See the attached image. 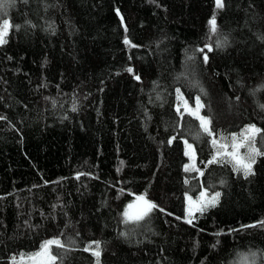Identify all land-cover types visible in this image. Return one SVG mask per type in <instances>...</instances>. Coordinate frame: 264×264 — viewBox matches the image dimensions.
<instances>
[{
  "label": "trees",
  "instance_id": "trees-1",
  "mask_svg": "<svg viewBox=\"0 0 264 264\" xmlns=\"http://www.w3.org/2000/svg\"><path fill=\"white\" fill-rule=\"evenodd\" d=\"M224 3L11 0L0 10L12 25L0 45V264L53 237L65 245L52 248L56 264H96L84 250L94 241L99 264H241L252 253L264 264V157L248 177L208 163L213 137L264 129V0ZM196 97L213 136L184 111ZM255 146L264 152L259 136ZM193 163L203 175L184 170ZM205 189L219 202L187 218V195ZM139 196L159 207L124 223Z\"/></svg>",
  "mask_w": 264,
  "mask_h": 264
},
{
  "label": "snow or ice",
  "instance_id": "snow-or-ice-1",
  "mask_svg": "<svg viewBox=\"0 0 264 264\" xmlns=\"http://www.w3.org/2000/svg\"><path fill=\"white\" fill-rule=\"evenodd\" d=\"M11 0H0V10H6ZM215 7L217 9H222L225 7L224 0H214ZM117 13L119 14V9H117ZM120 19L123 20V16H120ZM210 31L212 33L217 32V22L216 16L213 15L209 21ZM18 27V26H17ZM12 29V25L8 19H3L2 23H0V45L6 43V37L8 36L10 30ZM125 31H127L125 25ZM124 43L126 45H131V41L128 40L127 37L124 39ZM226 43V41H225ZM135 47V45H131ZM217 47H222L221 43H217ZM205 48L208 52L212 51V45L206 44ZM201 53H203V61L207 63L208 55L205 52V49H199ZM128 72H133L132 68L127 69ZM137 80L140 77L137 75L135 77ZM177 93H179V89H177ZM184 111L187 112L189 115L195 117L199 121V127L203 130V132L209 136H213L211 130V119L208 116H203L200 114L201 109L204 105L200 102V98L196 97L195 100V108L190 106L186 100H184ZM177 112H180L179 105L177 106ZM183 115V113H181ZM264 129L258 128L255 124H250L244 128V130L238 135L233 133L231 137H223L221 136L220 140L218 141L213 137L211 143L212 146L216 149L215 154L213 155L212 159L208 161L209 164L211 163H228L231 164L233 169L238 172L242 173L245 177L253 175V166L256 163L257 157H264V152H262L256 145V138L259 136L262 141H264ZM176 139L175 137L172 140ZM231 141V148L232 150L229 151V144L227 142L221 143V141ZM171 143V140L169 141ZM184 143L187 145L188 151L185 153L195 159V149L193 144H189L186 140ZM242 148L247 149L246 155H241L240 150ZM119 170V169H118ZM184 170L188 171H195L199 172L200 175H203V172L200 169L196 168L195 163L191 165H185ZM79 178V176H77ZM188 181H185L187 183ZM220 192H215L213 195L209 196L207 189L203 190L200 193L199 199L193 201L192 197H188V216L191 217L195 213H200L201 215L210 207H215L216 204L219 202ZM137 200L140 201V204L137 206V211L130 212L125 210L123 213L124 223H137L145 219V217L149 216V214L154 210L157 209L159 206L155 204L153 201L146 199L145 196L137 197ZM134 205H128V209H132ZM160 211H164L160 209ZM179 219V218H177ZM187 222L189 224L192 223L191 219H188ZM260 226H264V222H260ZM126 235V234H122ZM96 245L95 249H92L91 246L89 248L84 249L85 251H91L92 254L96 257V264H99V258L101 256V249H100V242L94 241L92 242ZM56 246L58 248H65V245L61 242L60 239L53 238L47 241H44L40 246V251L37 253L32 254L28 257V260L31 264H56L57 256L52 255L51 248ZM255 253L249 255H245L241 264H254V260L251 257H255ZM12 264H24V257L23 255L18 262L15 257L12 258Z\"/></svg>",
  "mask_w": 264,
  "mask_h": 264
},
{
  "label": "rangeland",
  "instance_id": "rangeland-1",
  "mask_svg": "<svg viewBox=\"0 0 264 264\" xmlns=\"http://www.w3.org/2000/svg\"><path fill=\"white\" fill-rule=\"evenodd\" d=\"M190 144V143H189ZM186 150L188 151V149H187V145H186ZM191 157V156H190ZM192 158V157H191ZM189 196H191L190 194H188L187 195V218H190L189 216H188V206H189V203H188V197ZM192 197V196H191ZM192 199H193V201H196V200H198V199H195V198H193L192 197ZM140 204V201H138V200H136L134 203H132L131 205H134V207L132 208V209H129V211L130 212H135V211H137V206ZM53 238H57V239H60L61 240V238L60 237H53ZM53 238H50V239H53ZM49 240V239H48ZM47 241V240H46ZM53 248V247H52ZM52 248H51V253H52V255H55L54 253H53V251H52ZM40 251V249L39 250H37L36 252H34V253H37V252H39ZM34 253H32V254H34ZM32 254H30V255H23V257H24V264H31V262L28 260V257H30ZM21 256L22 255H20V256H17V257H15L16 259H17V261L19 262L20 261V258H21Z\"/></svg>",
  "mask_w": 264,
  "mask_h": 264
}]
</instances>
